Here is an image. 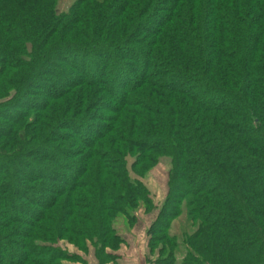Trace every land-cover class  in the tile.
Instances as JSON below:
<instances>
[{"label": "trees", "instance_id": "obj_1", "mask_svg": "<svg viewBox=\"0 0 264 264\" xmlns=\"http://www.w3.org/2000/svg\"><path fill=\"white\" fill-rule=\"evenodd\" d=\"M57 6L0 0V264L112 263L140 207L150 264H264V0Z\"/></svg>", "mask_w": 264, "mask_h": 264}, {"label": "rangeland", "instance_id": "obj_2", "mask_svg": "<svg viewBox=\"0 0 264 264\" xmlns=\"http://www.w3.org/2000/svg\"><path fill=\"white\" fill-rule=\"evenodd\" d=\"M72 2L73 0H58L57 10L65 11ZM167 171H168V163L166 161H163L160 164H158L155 168H153L151 171H149L142 180L143 184L149 191L150 199L153 201L154 206H157V207L161 204L167 192V186H166ZM155 213L156 211H153L147 214L145 211V208L140 207L136 211V214H135L136 221L134 222L132 227L129 228L123 219H118L114 223L115 224L114 228L119 235L122 233L120 236H124L125 238H127L126 232H131L130 234L131 236L128 238L129 239L128 242L130 243V245L135 243V239L137 235H140L141 232H144L145 233V243L147 247L149 238L146 235V230L148 229L150 224L153 222ZM185 222H186V218L183 215L181 216V218H179L172 224L170 234L176 235L178 238H180V234L187 229ZM133 233L136 235H134ZM66 248L69 254H72L78 257V259L82 261L84 264H98L95 257H93V249L91 246H88L87 252H79L77 248L71 245L70 246L67 245ZM147 252H149V250ZM117 253L118 251H116V254ZM177 254L178 255L175 256V260H176L175 264H179L180 257H181L179 253ZM74 264H80V263L77 262Z\"/></svg>", "mask_w": 264, "mask_h": 264}, {"label": "crops", "instance_id": "obj_3", "mask_svg": "<svg viewBox=\"0 0 264 264\" xmlns=\"http://www.w3.org/2000/svg\"><path fill=\"white\" fill-rule=\"evenodd\" d=\"M130 234L131 232H126L127 238L121 236L123 239V243L121 244L120 248L118 249V253L116 254L117 259L114 262L108 264H150L149 260H151V255L149 254V252H147L148 250L145 243V233L141 232L140 235H137L135 243L131 245L128 242V238L131 236Z\"/></svg>", "mask_w": 264, "mask_h": 264}]
</instances>
